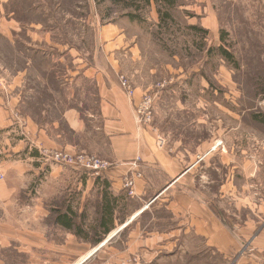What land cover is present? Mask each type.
Here are the masks:
<instances>
[{
    "label": "crops",
    "instance_id": "crops-1",
    "mask_svg": "<svg viewBox=\"0 0 264 264\" xmlns=\"http://www.w3.org/2000/svg\"><path fill=\"white\" fill-rule=\"evenodd\" d=\"M86 1L0 0V65L6 48L22 66L1 73L0 264H264V137L246 138L233 111L217 135L204 121L188 137L161 120L140 124L120 75L137 99L152 86L156 67L144 66L129 17L143 14ZM196 1L204 14L191 25L218 41L214 5ZM156 5L146 6L158 22ZM39 147L100 152L112 166L97 178L46 161ZM135 168L144 178L129 196L122 180Z\"/></svg>",
    "mask_w": 264,
    "mask_h": 264
},
{
    "label": "rangeland",
    "instance_id": "rangeland-1",
    "mask_svg": "<svg viewBox=\"0 0 264 264\" xmlns=\"http://www.w3.org/2000/svg\"><path fill=\"white\" fill-rule=\"evenodd\" d=\"M86 2L80 0V6H86ZM211 2L222 27L220 39L216 42L212 41L209 34L204 38L200 32L190 29V22L193 21H190V17L198 14L193 7L199 1H176L172 10L173 33L166 29L161 31L157 26L159 19L158 22L154 21L150 8L142 5L140 12L143 16L141 20H135L140 33L138 30L135 32L140 35V52L146 59L144 66L149 64L156 67L152 86L142 94L160 92L154 104L152 122L161 120L172 131L188 137L192 135L194 125L204 121L208 129L213 128L214 135H217L219 130L225 129V125L220 127L222 122H227L231 127L233 111L242 116L245 126L239 132L242 131L246 138L264 137V0ZM110 4L103 1L100 7L102 12L107 14L108 8H114L119 15L126 8L123 4L115 3V7H110ZM156 9L158 12V5ZM82 10L80 7V12L84 13ZM203 14L201 12L200 16ZM194 40L203 48L194 45ZM220 45L233 53L235 61L224 59L217 50L208 53L209 48L216 49ZM87 53V50L80 48V57L87 56ZM1 55L3 63L0 65V80L4 88L8 89L1 74L2 69L5 65L10 69L22 66L16 62L9 49L2 48ZM54 70L60 72L61 66H56ZM146 79H142V82ZM80 83L85 85L83 80ZM160 83L163 86L157 87ZM39 90L43 96V89ZM89 102L86 104L87 109L92 110L93 105ZM205 105L211 109L204 112L202 106ZM225 109L230 113H225ZM95 154L102 157L100 152Z\"/></svg>",
    "mask_w": 264,
    "mask_h": 264
},
{
    "label": "built area",
    "instance_id": "built-area-1",
    "mask_svg": "<svg viewBox=\"0 0 264 264\" xmlns=\"http://www.w3.org/2000/svg\"><path fill=\"white\" fill-rule=\"evenodd\" d=\"M120 84L127 96L135 103V110L137 120L140 124L145 126L151 125L154 117V104L157 96L160 94L157 92H146L136 98V90L133 87L130 79L125 75H120ZM163 86L161 83L157 84V87ZM0 89L5 90L0 80ZM21 122L24 121L19 118ZM159 146L163 147L166 144V139L162 135L158 137ZM40 154L46 161L54 162L57 164L71 165L79 167L82 170L90 172L91 175L97 178H101L111 168L112 163L102 157L88 153L86 151L81 152H69L65 149H48L46 147H39ZM140 158H138L139 160ZM4 174L0 171V180L4 179ZM144 175L142 171L135 168L123 177V187L127 191L129 196L136 195V184L138 180L143 179ZM136 258L127 260L124 264L135 263Z\"/></svg>",
    "mask_w": 264,
    "mask_h": 264
},
{
    "label": "trees",
    "instance_id": "trees-1",
    "mask_svg": "<svg viewBox=\"0 0 264 264\" xmlns=\"http://www.w3.org/2000/svg\"><path fill=\"white\" fill-rule=\"evenodd\" d=\"M100 1L103 2L105 0H100ZM154 1L158 5V13H159V22L157 26L161 31L163 29H166L167 31L173 33L174 32L173 26L171 30V23L173 24V19H174V14L172 13V10L177 0H154ZM112 2L117 4H123L124 7L126 8L131 7L136 12H140L143 7L142 5L144 4L147 5L148 3H150V0H112ZM129 17L136 20L138 19L141 20L142 18L141 14L139 13H136L135 15L129 14ZM190 29L195 30L196 32H200L204 36V38L207 37V35L209 34L208 30L200 27L199 25H191ZM177 31L178 32L180 31L179 28ZM193 44L200 46L201 49L203 48L199 43L196 42V40L193 41ZM214 50L220 52V54L224 59L235 61L233 53L230 52L227 48L223 47V45H220L216 49L214 47L209 48L208 53H211ZM254 117H258V116H254ZM259 119H261L260 116ZM112 207H113L112 201H110L109 198L108 199L106 198L102 206L103 217H104L102 226L106 227L105 231H108L109 228L108 227L109 225H107V223H108V219L111 220L112 217Z\"/></svg>",
    "mask_w": 264,
    "mask_h": 264
}]
</instances>
